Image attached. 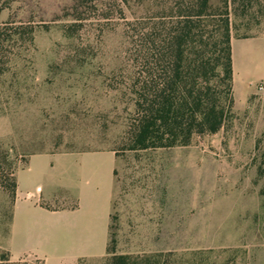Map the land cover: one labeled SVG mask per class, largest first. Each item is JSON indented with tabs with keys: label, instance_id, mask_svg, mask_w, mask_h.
<instances>
[{
	"label": "rangeland",
	"instance_id": "obj_1",
	"mask_svg": "<svg viewBox=\"0 0 264 264\" xmlns=\"http://www.w3.org/2000/svg\"><path fill=\"white\" fill-rule=\"evenodd\" d=\"M77 2L0 0V35L19 30L22 37L4 48L0 75V242L22 158L107 149L121 166L108 246L82 264H115L114 255L152 264H264V41H254L264 38V0H247L230 16L231 40H245L231 47L251 52L253 62L246 68L238 58L232 66L233 105L223 127L188 145L141 150L128 148L130 86L141 63L138 35L151 30V19L112 0ZM156 167L168 169L167 217L160 232L153 204L152 231L144 232L135 191L160 190L143 180ZM0 250L9 257L4 264H32Z\"/></svg>",
	"mask_w": 264,
	"mask_h": 264
},
{
	"label": "trees",
	"instance_id": "obj_2",
	"mask_svg": "<svg viewBox=\"0 0 264 264\" xmlns=\"http://www.w3.org/2000/svg\"><path fill=\"white\" fill-rule=\"evenodd\" d=\"M94 1L78 0L75 8ZM112 1L121 9L140 10L153 26L138 35L141 63L130 86L134 117L128 148L184 146L196 135L218 132L233 105L230 16L247 0ZM21 38L19 30L0 35V75L8 57L4 48L17 46ZM10 180L15 190V178ZM112 257L115 264H152L144 257ZM8 261L0 250V264Z\"/></svg>",
	"mask_w": 264,
	"mask_h": 264
},
{
	"label": "crops",
	"instance_id": "obj_3",
	"mask_svg": "<svg viewBox=\"0 0 264 264\" xmlns=\"http://www.w3.org/2000/svg\"><path fill=\"white\" fill-rule=\"evenodd\" d=\"M238 58L246 68L253 62L251 52L243 54L232 44V66ZM155 170V177L143 180L160 184V192L158 188L153 192L135 191L139 212L144 217V232L152 231L153 204L158 206L155 213L161 220L160 232L163 214L167 217V208L163 207L168 205V169ZM119 173L120 161L113 150L42 151L26 155L14 172L15 199L0 247L9 252L11 260H28L32 264H78L79 259L104 256Z\"/></svg>",
	"mask_w": 264,
	"mask_h": 264
},
{
	"label": "built area",
	"instance_id": "obj_4",
	"mask_svg": "<svg viewBox=\"0 0 264 264\" xmlns=\"http://www.w3.org/2000/svg\"><path fill=\"white\" fill-rule=\"evenodd\" d=\"M259 89H262V87H259Z\"/></svg>",
	"mask_w": 264,
	"mask_h": 264
}]
</instances>
